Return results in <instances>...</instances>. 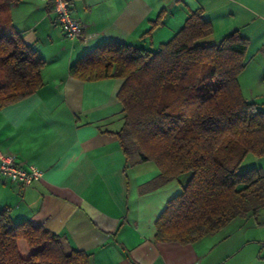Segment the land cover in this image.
<instances>
[{
  "label": "crops",
  "instance_id": "1",
  "mask_svg": "<svg viewBox=\"0 0 264 264\" xmlns=\"http://www.w3.org/2000/svg\"><path fill=\"white\" fill-rule=\"evenodd\" d=\"M86 41L64 36L47 0H15L14 29L44 60L42 85L0 108V151L41 178L22 186L0 176V208L60 236L89 264H264V206L213 234L180 243L155 238V222L187 177L160 182L150 160L127 158L117 136L119 78L79 80L71 65L114 40L155 50L200 11L210 41L237 30L248 42L238 83L264 104V0H71ZM264 170V157L249 159ZM24 251H28L27 248Z\"/></svg>",
  "mask_w": 264,
  "mask_h": 264
},
{
  "label": "trees",
  "instance_id": "2",
  "mask_svg": "<svg viewBox=\"0 0 264 264\" xmlns=\"http://www.w3.org/2000/svg\"><path fill=\"white\" fill-rule=\"evenodd\" d=\"M0 0V108L35 92L44 60L14 29ZM200 11L155 50L107 40L70 67L79 80L119 78L122 123L113 132L127 158L153 161L159 181L187 177L155 222V238L194 242L264 206V104L247 101L238 75L248 42L237 30L210 41ZM23 248L28 251L23 252ZM59 235L0 208V264H89Z\"/></svg>",
  "mask_w": 264,
  "mask_h": 264
},
{
  "label": "built area",
  "instance_id": "3",
  "mask_svg": "<svg viewBox=\"0 0 264 264\" xmlns=\"http://www.w3.org/2000/svg\"><path fill=\"white\" fill-rule=\"evenodd\" d=\"M55 13L56 21L60 25L63 34L69 39L78 38L83 42L87 37L84 34V26L72 15L71 0H47ZM41 170L31 164L23 167L17 162L11 153L0 151V176L8 178L22 186H27L41 178Z\"/></svg>",
  "mask_w": 264,
  "mask_h": 264
},
{
  "label": "rangeland",
  "instance_id": "4",
  "mask_svg": "<svg viewBox=\"0 0 264 264\" xmlns=\"http://www.w3.org/2000/svg\"><path fill=\"white\" fill-rule=\"evenodd\" d=\"M26 249L25 248H23V252L25 251Z\"/></svg>",
  "mask_w": 264,
  "mask_h": 264
}]
</instances>
